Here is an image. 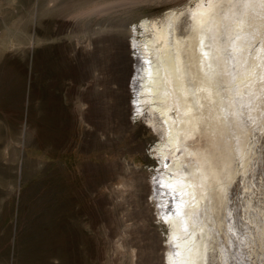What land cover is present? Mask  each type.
<instances>
[{
  "label": "rangeland",
  "instance_id": "obj_1",
  "mask_svg": "<svg viewBox=\"0 0 264 264\" xmlns=\"http://www.w3.org/2000/svg\"><path fill=\"white\" fill-rule=\"evenodd\" d=\"M200 1L0 0V264H168L172 219L189 239L180 201L151 186L172 177L157 150L169 123L156 113L154 128L147 106L130 114L126 43L141 19ZM215 7L189 62L190 148L215 146L233 179L225 211L195 220L208 219L210 264L219 251L264 264V0Z\"/></svg>",
  "mask_w": 264,
  "mask_h": 264
},
{
  "label": "bare ground",
  "instance_id": "obj_2",
  "mask_svg": "<svg viewBox=\"0 0 264 264\" xmlns=\"http://www.w3.org/2000/svg\"><path fill=\"white\" fill-rule=\"evenodd\" d=\"M200 2L192 8L189 6L170 8L157 16L141 19L130 30V39L126 43L129 52L127 61L131 62L127 78L128 91L133 99L129 103L130 114L133 115L135 111L144 112L147 106L149 120L154 128L165 130L162 122H156V113H160L165 123H169L167 126L169 137L167 141L157 146V150L163 158L169 160L172 177L166 174L155 178L151 181V186H160L172 199L180 201L177 218L183 219L190 231L189 239H182L184 229H181L177 219H172L174 229L171 236L177 239L176 242L174 241L176 244L171 241L167 246L168 264H210L208 250L213 234L211 228L203 230L208 219H204L197 225L195 218L201 213L210 217L209 211L206 210L209 205L214 208L215 202L219 205L216 212L225 211L230 201L229 183L233 179L230 162L228 160L220 162L216 159L215 146L209 149L201 147L197 151L190 148L192 143L201 146V141L194 138L200 127L201 113L194 111L190 100L189 62L190 58L196 57L194 52L201 48L199 45L207 43L205 28L210 16L219 9L215 6L226 0ZM259 53H261L259 56H262V52ZM259 56L257 59L260 58ZM199 57L203 62L206 55L203 52ZM257 59L252 60L253 68ZM200 69V67L199 70L197 68L198 75L203 74ZM243 76L247 77L248 73L244 72ZM263 83L264 79L263 81L257 79L254 86L261 87ZM177 88H180L181 92L178 93ZM133 94L134 97H132ZM179 94L183 98L182 107L178 101ZM261 101L257 103L258 106L261 103L260 107L263 99ZM179 108L183 109L179 110L177 116H172L173 111H178ZM245 135V139L241 142L244 156L251 147L249 140L251 130H248ZM227 154L229 156V153ZM223 177L226 179L223 180ZM169 200L170 198L166 199V207L169 205L167 204ZM174 249L178 253V258L172 256ZM219 252V257L213 259L215 264H233L227 254ZM242 256L246 257L244 253Z\"/></svg>",
  "mask_w": 264,
  "mask_h": 264
}]
</instances>
